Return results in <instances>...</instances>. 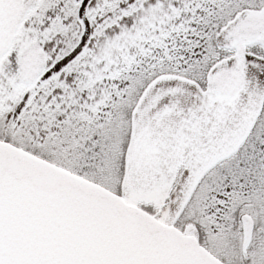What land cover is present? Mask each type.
Here are the masks:
<instances>
[{
    "label": "snow or ice",
    "instance_id": "snow-or-ice-1",
    "mask_svg": "<svg viewBox=\"0 0 264 264\" xmlns=\"http://www.w3.org/2000/svg\"><path fill=\"white\" fill-rule=\"evenodd\" d=\"M0 264H264V0H0Z\"/></svg>",
    "mask_w": 264,
    "mask_h": 264
}]
</instances>
